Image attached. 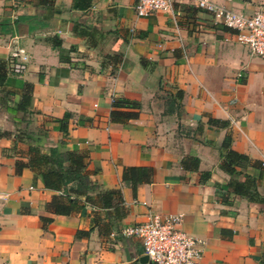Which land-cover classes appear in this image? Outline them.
<instances>
[{
    "label": "crops",
    "instance_id": "1",
    "mask_svg": "<svg viewBox=\"0 0 264 264\" xmlns=\"http://www.w3.org/2000/svg\"><path fill=\"white\" fill-rule=\"evenodd\" d=\"M74 1L0 0V264H153L121 231L153 211L182 214L181 228L204 241L201 264H264V58L197 0L147 16L139 0ZM213 1L264 12V0ZM114 109L138 115L113 122ZM226 136L247 157L235 174L222 166ZM32 147L86 154L95 201L48 211L63 191L28 167L16 172ZM127 167L149 180L133 189ZM113 189L122 200L105 209L97 195Z\"/></svg>",
    "mask_w": 264,
    "mask_h": 264
},
{
    "label": "trees",
    "instance_id": "2",
    "mask_svg": "<svg viewBox=\"0 0 264 264\" xmlns=\"http://www.w3.org/2000/svg\"><path fill=\"white\" fill-rule=\"evenodd\" d=\"M89 1L75 0L73 6L78 9H84L88 6ZM30 85L24 87V92L19 108L25 110L30 105ZM182 94L179 93V98ZM122 104H127L124 100H113L114 107H120ZM135 107L137 105L133 104ZM137 113L123 112L114 109L110 113V119L113 122H125L126 120L137 117ZM209 123L220 124L225 127L228 125L225 121L209 118ZM5 133L0 132V137ZM222 166L229 174L237 173L236 164L247 157L231 148V138L226 136L221 145ZM88 157L86 154L76 151H59L56 147H52L48 155L40 153L37 147L29 149L28 161L23 162L18 160L15 164L16 172L19 173L23 168H30L35 175L39 176L43 185L47 189L54 191H63L60 195H54L52 199L46 203V209L56 215H68L80 206V196H84V201L93 203L95 198L93 192L98 191L99 186L89 180L88 172L86 171ZM183 165L188 166L186 160H182ZM193 163L197 166L198 159H193ZM149 170L140 167H127L124 169L123 179L131 183L133 189L137 184L149 180ZM75 184L74 188L67 189L69 184ZM234 191L239 195H245L244 185L237 184ZM74 195V197H72ZM101 205L105 209H110L114 201L121 202L120 189L108 190L105 193L97 195ZM252 200V196L249 197ZM98 219V217H96ZM42 222L51 221L49 217H41ZM98 225V221L96 222ZM111 225L114 226L113 223ZM154 264V263H153Z\"/></svg>",
    "mask_w": 264,
    "mask_h": 264
},
{
    "label": "built area",
    "instance_id": "3",
    "mask_svg": "<svg viewBox=\"0 0 264 264\" xmlns=\"http://www.w3.org/2000/svg\"><path fill=\"white\" fill-rule=\"evenodd\" d=\"M196 5L235 30L236 40L247 47L251 56L264 58L263 11L246 14L219 5L213 0H197ZM170 8L171 0H139L136 13L138 16H147ZM17 55L13 54L14 57ZM4 197L0 193V199ZM182 219L180 213L153 211L149 212L144 222L127 225L121 231L123 235L139 237L143 255L154 264H201L204 241L184 231L181 228Z\"/></svg>",
    "mask_w": 264,
    "mask_h": 264
},
{
    "label": "water",
    "instance_id": "4",
    "mask_svg": "<svg viewBox=\"0 0 264 264\" xmlns=\"http://www.w3.org/2000/svg\"><path fill=\"white\" fill-rule=\"evenodd\" d=\"M148 260L149 259H148V257L146 255L142 256L141 259H140L141 262H147Z\"/></svg>",
    "mask_w": 264,
    "mask_h": 264
}]
</instances>
